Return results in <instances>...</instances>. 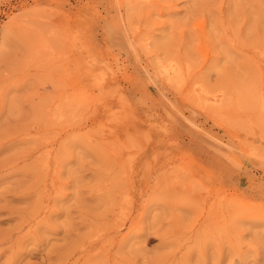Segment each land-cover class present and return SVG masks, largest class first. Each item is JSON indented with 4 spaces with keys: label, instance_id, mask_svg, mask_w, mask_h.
Masks as SVG:
<instances>
[{
    "label": "rangeland",
    "instance_id": "1",
    "mask_svg": "<svg viewBox=\"0 0 264 264\" xmlns=\"http://www.w3.org/2000/svg\"><path fill=\"white\" fill-rule=\"evenodd\" d=\"M0 264H264V0H0Z\"/></svg>",
    "mask_w": 264,
    "mask_h": 264
},
{
    "label": "bare ground",
    "instance_id": "2",
    "mask_svg": "<svg viewBox=\"0 0 264 264\" xmlns=\"http://www.w3.org/2000/svg\"><path fill=\"white\" fill-rule=\"evenodd\" d=\"M171 67V66H170ZM174 69V68H173ZM173 69H171V71L173 70ZM168 70V69H167ZM174 71V70H173ZM170 72V71H169ZM171 73V72H170Z\"/></svg>",
    "mask_w": 264,
    "mask_h": 264
}]
</instances>
